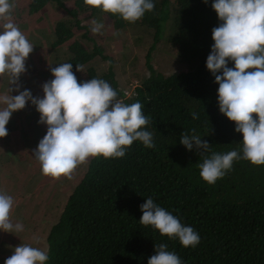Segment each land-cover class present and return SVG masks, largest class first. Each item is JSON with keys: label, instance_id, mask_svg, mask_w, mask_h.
Returning a JSON list of instances; mask_svg holds the SVG:
<instances>
[{"label": "trees", "instance_id": "1", "mask_svg": "<svg viewBox=\"0 0 264 264\" xmlns=\"http://www.w3.org/2000/svg\"><path fill=\"white\" fill-rule=\"evenodd\" d=\"M50 2L57 3L62 15L50 23L47 41L40 43L53 55L49 65L71 63L78 82L101 78L124 103L140 102L150 120L145 130L153 134L155 147L135 141L121 158L89 159L49 228L46 264H148L155 245L161 243L183 264H264V165L234 161L232 169L212 185L199 174L198 164L205 156L232 150L242 155L243 135L219 111V84L206 67L214 44L212 29L222 23L212 8L214 0H153L154 10L135 22L151 29L148 56L165 39L186 67L164 72L149 63V75L126 96L113 57L94 36L81 31L89 27L82 22V13L91 17L102 11L86 6L84 0H30L27 14ZM102 14L107 23L122 30L118 33L135 24ZM13 22L20 26L18 20ZM77 64L83 71L76 70ZM227 66L234 68V61ZM221 74L222 70L217 73ZM7 77H0L1 87ZM6 128L1 148L2 139L7 143L14 136L15 126ZM193 129L210 145L207 151L194 142L192 150L180 143L181 134L192 135ZM148 197L198 232L199 244L183 247L178 239L143 226L140 205Z\"/></svg>", "mask_w": 264, "mask_h": 264}, {"label": "clouds", "instance_id": "2", "mask_svg": "<svg viewBox=\"0 0 264 264\" xmlns=\"http://www.w3.org/2000/svg\"><path fill=\"white\" fill-rule=\"evenodd\" d=\"M207 3V0H204ZM86 6L111 13L135 23L155 8L153 0H84ZM15 0H0V77L8 76L6 94L0 95V138L8 135L6 125L13 112L25 108L28 101L40 113L38 123L47 125L46 134L33 150L46 177L72 178L74 170L102 156L121 158L133 142L155 147L153 134L145 130L150 123L140 102L126 104L109 82L92 78L78 82L71 63H60L50 69L53 79L42 85L43 97H34L30 90L20 91L19 79L26 72L25 62L33 44L12 21ZM212 8L222 21L212 29L214 44L206 60L207 69L215 76L218 87L219 111L235 122V131L242 133V155L236 150L212 153L198 164L200 177L212 185L222 179L237 160L264 165V0H214ZM90 31L103 34L104 24L92 21ZM119 33H114L118 35ZM234 61V68L228 62ZM83 71L82 65H76ZM222 70L221 75H217ZM15 90L19 94L11 95ZM127 93H125V96ZM256 114L254 117L253 114ZM193 119L198 114L192 113ZM181 134L180 143L192 150L209 149L207 141L195 134ZM12 196L0 191V230L23 231L21 223L13 224L10 211ZM140 223L151 226L161 236L178 239L183 247H196L200 235L191 226L160 207L151 197L140 205ZM167 244L155 245V254L148 264H183L181 258L167 250ZM48 252L28 244L15 247L4 264H46Z\"/></svg>", "mask_w": 264, "mask_h": 264}, {"label": "rangeland", "instance_id": "3", "mask_svg": "<svg viewBox=\"0 0 264 264\" xmlns=\"http://www.w3.org/2000/svg\"><path fill=\"white\" fill-rule=\"evenodd\" d=\"M29 1L15 0L16 7L12 11V16L19 14V17H13L12 21L20 22L19 29L34 45L25 62L27 70L20 76L19 84L20 91L26 88L34 97L42 98L44 95L42 85L54 78L50 71L54 65H49L52 63L53 55L48 46L40 43L47 41L50 23L62 15V11L56 2H50L35 14L28 15ZM82 17V22L89 26L93 20L104 24L103 34H93L90 27L85 26L81 31L87 33V36H94L105 53L113 57L116 76L127 95L143 77L149 75V63L164 72L186 67V63L179 59L174 50H171L165 39L159 40L151 51V56H148L153 35L146 25L129 24L122 33L114 35V32L122 30L115 29L107 23L102 12H97L91 17L82 13ZM2 31L3 29L0 28V32ZM89 43L92 46L93 40H89ZM12 86L16 88V85H9V77H7L2 82V95ZM10 94L19 93L14 90ZM39 118L40 113L35 105L28 101L25 108L13 112L6 125L15 126L14 136L7 143L2 139V191L14 199L10 211L11 222L23 225V231L16 233L2 230V264L20 244H28L47 251L49 228L58 219L69 193L88 165L86 163L78 166L71 179L65 177L53 179L44 176L39 162L33 156V150L47 131V125L38 123ZM10 190L12 192L8 193ZM29 214L33 216L32 221L28 219Z\"/></svg>", "mask_w": 264, "mask_h": 264}, {"label": "crops", "instance_id": "4", "mask_svg": "<svg viewBox=\"0 0 264 264\" xmlns=\"http://www.w3.org/2000/svg\"><path fill=\"white\" fill-rule=\"evenodd\" d=\"M0 95H2V87L0 85ZM2 107V105H0ZM1 140H0V191H2V155H1ZM10 190L8 193H11ZM33 216L28 215V219L32 221ZM0 264H2V230H0Z\"/></svg>", "mask_w": 264, "mask_h": 264}]
</instances>
